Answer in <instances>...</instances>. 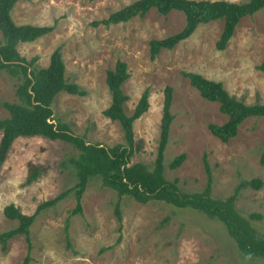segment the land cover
I'll list each match as a JSON object with an SVG mask.
<instances>
[{
    "label": "rangeland",
    "instance_id": "374dc122",
    "mask_svg": "<svg viewBox=\"0 0 264 264\" xmlns=\"http://www.w3.org/2000/svg\"><path fill=\"white\" fill-rule=\"evenodd\" d=\"M135 1L20 0L11 11L16 25L48 26L53 31L19 44L17 52L27 61L37 58L36 67L46 68L52 52L60 49L66 83L85 94L60 92L51 105L53 117L72 135L106 148L125 145L119 124L103 115L111 100L106 72L117 61L124 62L129 76L122 85L128 97L126 115L133 113L142 93H148L149 108L133 124L140 149L130 159V165L140 163L148 171L156 158L164 89L171 88L173 121L163 154L164 180L176 181L181 193H201L208 182L206 160L213 199L231 197L243 181L262 182L260 190H241L234 209L245 219L257 215L249 223L256 236L264 237V165L260 163L264 118L245 120L237 135L222 143L208 125H222L227 117L218 104L202 99L182 75L194 73L220 82L231 97L246 105L264 104V73L255 68L264 62V8L240 20L224 51L215 48L222 30V22L216 21L199 25L187 40L151 60L149 42L181 31L182 13L172 11L163 17L150 10L144 18L126 23L92 25ZM16 86V79L0 72V103H18ZM6 117L0 107V119ZM75 154L72 146L58 140L20 138L12 144L0 165V233L17 227V222L3 216L4 207L13 205L31 215L38 205L73 187L76 180L65 161ZM181 154L183 163L170 170L169 163ZM32 169L39 170L38 177L27 183ZM116 204L121 222L114 212ZM75 207L70 194L42 210L30 227L29 243L17 236L6 250L0 247V264H264L260 258L241 254L221 221L161 201L139 204L130 196L118 197L99 178L85 189L81 212L72 215Z\"/></svg>",
    "mask_w": 264,
    "mask_h": 264
},
{
    "label": "trees",
    "instance_id": "16d2710c",
    "mask_svg": "<svg viewBox=\"0 0 264 264\" xmlns=\"http://www.w3.org/2000/svg\"><path fill=\"white\" fill-rule=\"evenodd\" d=\"M20 0H0V72H5L17 80L15 95L18 103H0L8 117L0 119V165L10 152L12 144L20 138L39 137L50 141H61L74 148L76 154L65 161V167L75 178L72 188L64 191L55 198L38 205L35 212L25 215L13 205L3 209V216L10 221L17 222V227L0 233V247L4 251L8 242L17 237H24L29 243L30 227L36 216L47 208L55 206L72 194L76 207L72 215L81 212V197L88 184L94 179H101L104 187L115 191L118 197L130 196L139 204L150 201L165 202L176 208H189L203 213L210 219L221 221L228 235L246 257L264 260V237H258L250 226L249 220L259 218L250 215L243 218L234 209V202L241 190L251 188L260 190L262 182L258 180L243 181L233 195L225 200H216L210 196L211 175L204 160L207 174V186L201 193L184 194L176 185V181L169 182L163 178V154L167 145L170 125L173 116L170 113L172 90L164 89L162 117L160 121V135L153 169L148 171L140 163L130 165L134 152L140 149V143H135L133 124L140 119L149 108L148 93L144 91L140 96L133 113L128 116L124 104L128 97L122 91V85L128 79L127 66L117 61L112 70L106 72L105 83L110 93L109 107L103 111L105 118L117 122L123 131L125 145H115L110 148L99 144H89L84 139L74 136L67 126L56 121L53 117L51 105L60 92L70 95L84 96L74 84H67L64 77V64L60 49L56 48L49 59L46 68H38L37 58L27 61L17 52V46L32 43L53 31V27H38L31 25H16L11 18V11ZM264 8V0H247L236 4L226 1L208 0H136L130 5L111 13L106 19L93 22V27H110L126 23L134 17L144 18L150 10H155L160 16L166 17L170 12L177 11L184 15L185 25L178 33L149 42V57L154 60L162 50H172L181 42L187 40L199 25L221 21L222 30L215 48L224 51L235 28L241 19ZM256 70L264 73V62L257 65ZM192 88L198 91L202 99L219 105L221 114L227 117L222 125H208L209 132L222 143H227L237 135L239 126L250 118H264V104L246 105L231 97L220 82L207 80L194 73H182ZM53 121V122H52ZM185 156H177L168 167L177 169ZM264 165V150L260 159ZM39 170L32 169L27 183L38 177ZM115 215L119 222L121 216L119 205H115Z\"/></svg>",
    "mask_w": 264,
    "mask_h": 264
}]
</instances>
